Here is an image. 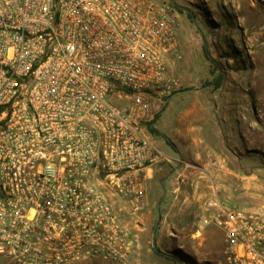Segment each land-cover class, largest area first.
I'll list each match as a JSON object with an SVG mask.
<instances>
[{
  "label": "built area",
  "instance_id": "built-area-1",
  "mask_svg": "<svg viewBox=\"0 0 264 264\" xmlns=\"http://www.w3.org/2000/svg\"><path fill=\"white\" fill-rule=\"evenodd\" d=\"M180 30L171 1L0 0V264H135L102 189L144 206ZM202 222L222 231L227 264H264L257 216Z\"/></svg>",
  "mask_w": 264,
  "mask_h": 264
},
{
  "label": "crops",
  "instance_id": "crops-1",
  "mask_svg": "<svg viewBox=\"0 0 264 264\" xmlns=\"http://www.w3.org/2000/svg\"><path fill=\"white\" fill-rule=\"evenodd\" d=\"M182 15L183 52L193 47L197 56L222 60L230 49L228 40L209 36L202 43L197 38L191 42L187 36L191 25L187 17L183 25ZM183 68L171 66L169 72L179 81V88L166 103L154 106L152 135L163 155L159 163L146 170L143 212L138 214L128 205L120 218L134 237L143 238L148 236L158 210L160 242L170 237L195 238L194 243L202 246L200 250L210 261L221 264L224 260L227 264L222 231L203 224L202 218L223 208H239L264 219V149L256 151L263 147V130L257 118L232 111L231 93L224 85L180 89L197 81ZM170 112L175 115L174 127L164 133L158 123ZM142 238L139 247L146 245ZM137 260L135 256L134 263ZM143 263L150 261L143 258Z\"/></svg>",
  "mask_w": 264,
  "mask_h": 264
},
{
  "label": "rangeland",
  "instance_id": "rangeland-1",
  "mask_svg": "<svg viewBox=\"0 0 264 264\" xmlns=\"http://www.w3.org/2000/svg\"><path fill=\"white\" fill-rule=\"evenodd\" d=\"M160 1H171L178 13H183L182 20L185 23L183 25H186L189 19L191 25V31H187L189 39L197 38L200 43L203 42V38L209 36L222 37L228 40L230 49L224 53L222 60H209L206 55L197 56L193 47H189L190 52L186 49L183 52L182 48L184 59L177 64L184 67L183 70L186 71V74L197 81L192 82L190 86H180V89L190 88L192 90L195 85L208 86L210 84L215 87L222 85L227 87L231 93L232 111L234 110L236 115L251 116L261 122L263 147L256 149V151H263L264 0ZM193 40L190 41L193 42ZM255 42L256 44H254ZM238 110L242 113L239 114ZM155 120L156 117L154 122ZM174 122L175 115L170 112L162 117L158 125L163 126L164 133H168L169 130L173 129ZM158 146L160 147L159 143ZM102 191L119 216L125 213L128 205L132 207L131 203L117 195L115 190L105 187ZM142 208L136 212L140 214L143 212ZM157 211L155 210V214H153L155 220L149 228L148 236L142 238L135 235L136 260L138 259L135 264H144L143 258H147L150 264H217V262L210 261L202 253L200 250L202 246L194 243L195 238L170 237L167 242H160L157 231L159 229ZM257 217L264 224V219L260 216ZM127 228L132 232V229ZM141 238L146 241L144 247L141 245L139 247L138 241H141ZM178 243H183L184 246H180ZM81 264L103 263L87 261ZM221 264H225L224 260Z\"/></svg>",
  "mask_w": 264,
  "mask_h": 264
},
{
  "label": "trees",
  "instance_id": "trees-1",
  "mask_svg": "<svg viewBox=\"0 0 264 264\" xmlns=\"http://www.w3.org/2000/svg\"><path fill=\"white\" fill-rule=\"evenodd\" d=\"M151 132L153 133V128H151Z\"/></svg>",
  "mask_w": 264,
  "mask_h": 264
}]
</instances>
